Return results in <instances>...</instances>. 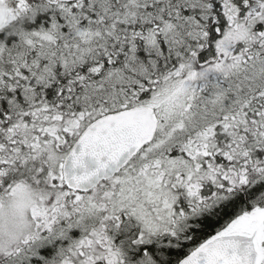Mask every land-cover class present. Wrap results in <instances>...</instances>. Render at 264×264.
<instances>
[{
  "label": "snow or ice",
  "instance_id": "snow-or-ice-1",
  "mask_svg": "<svg viewBox=\"0 0 264 264\" xmlns=\"http://www.w3.org/2000/svg\"><path fill=\"white\" fill-rule=\"evenodd\" d=\"M0 264H264V0H0Z\"/></svg>",
  "mask_w": 264,
  "mask_h": 264
}]
</instances>
